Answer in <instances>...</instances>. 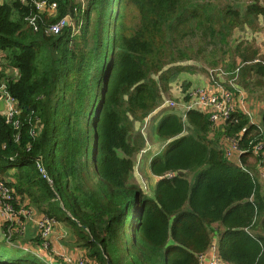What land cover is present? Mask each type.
Listing matches in <instances>:
<instances>
[{
    "label": "trees",
    "instance_id": "16d2710c",
    "mask_svg": "<svg viewBox=\"0 0 264 264\" xmlns=\"http://www.w3.org/2000/svg\"><path fill=\"white\" fill-rule=\"evenodd\" d=\"M22 1L0 4V53L19 69L8 88L21 108L18 129L0 115V176L15 170L21 200L73 226L95 264H201L214 242L224 264H264V189L250 161L264 159L254 152L264 109L260 122L242 109L224 122L248 150L239 164L209 139L208 113L189 110L185 122L168 112L151 126L168 141L150 161L154 197L134 180L147 146L136 124L181 74L204 73L217 87L223 69L234 93L264 91V52L234 41L237 28L260 32L264 0H48L57 14L39 31L25 20L34 3ZM66 14L72 26L46 33ZM0 264L48 263L3 238Z\"/></svg>",
    "mask_w": 264,
    "mask_h": 264
},
{
    "label": "built area",
    "instance_id": "2783aa9c",
    "mask_svg": "<svg viewBox=\"0 0 264 264\" xmlns=\"http://www.w3.org/2000/svg\"><path fill=\"white\" fill-rule=\"evenodd\" d=\"M25 4L26 1L23 0ZM35 6V13L26 16L25 20L32 27L34 31L41 29V22L45 17H54L57 14L56 3L49 2L48 0H32ZM73 18L70 14H66L56 21L49 22L45 27V31L48 34L59 35L66 27L72 26ZM264 52V51H263ZM2 54L0 53V115L6 118L8 124L13 125L15 129H18L20 122L18 116L21 113L19 107V101L11 94L8 88L9 80H17L19 78V69L12 67H5L3 64ZM217 76H219L220 84L217 85L216 92H212L206 88L198 87L190 90L186 93L189 97L188 101L181 103L187 104V110H199L210 115L212 122H225L230 118L231 114L236 110L242 109L248 113L246 109V91L242 88L238 89L237 93L225 88L221 82L225 80V76L228 73L223 69H218ZM214 73V72H213ZM213 79V77H212ZM180 102L168 99L161 107L177 108ZM160 107V108H161ZM250 114V113H249ZM35 134V130L32 131ZM248 150H242L238 141L230 139L229 145L225 148V156L228 159L239 157ZM255 154L262 155L264 157V143H259L254 147ZM44 176L45 170L38 165ZM264 168V165H262ZM174 173L168 174V176H174ZM264 176V175H263ZM49 182L52 183L51 179L48 178ZM15 195L13 191L3 182H0V212L4 216L8 223V231L4 234V239L8 243L13 245H19L15 243L13 238V223H16V219L19 218V213L15 209ZM54 220L50 217H43L39 222L40 237L44 242V248H49L50 244L47 242L49 236L53 230ZM24 224L18 223L17 232H23ZM25 250L30 251L26 246H23ZM35 254L38 255L36 252ZM201 264H224L217 256L212 258H206L204 254L200 256ZM67 263H73L70 257L66 259ZM51 264V263H50ZM77 264H85L83 260H80Z\"/></svg>",
    "mask_w": 264,
    "mask_h": 264
},
{
    "label": "crops",
    "instance_id": "0c3cea01",
    "mask_svg": "<svg viewBox=\"0 0 264 264\" xmlns=\"http://www.w3.org/2000/svg\"><path fill=\"white\" fill-rule=\"evenodd\" d=\"M7 0H0V4L5 2ZM261 30L260 32L264 29V20L261 19ZM264 31V30H263ZM262 51H264V48H261ZM207 88L208 90L212 92H216L217 87L213 86L208 78L207 75L199 72L196 74H190V73H183L181 74L178 79L172 83L171 89L169 93L164 96V102L168 99L175 100L177 102H180L179 106L176 109L175 112H177L182 119L187 122L186 117H187V104H183L181 102L183 101H188L189 97L186 93H188L190 90H193L194 88ZM250 101V102H249ZM255 103L253 100H249L248 96V103L246 104V109L248 113H251L253 116V121L254 122H260L259 116L256 115L257 108L255 107ZM263 107V106H262ZM264 109V108H263ZM192 110V109H191ZM167 112L160 113L154 120V123H158L161 119L160 117H164ZM160 119V120H159ZM150 121V120H149ZM137 128V126H136ZM138 129V128H137ZM209 139L212 140H217L218 139V144L225 151V148L229 145L230 139L225 135L224 131V122H212V131L209 135ZM168 141L162 140L160 144L155 145L154 147L148 146L145 147L142 151L145 153L148 152L147 155L143 156V162L141 163V169H143V173L149 178V185H150V192L146 191L145 188H143V184L139 181V185L141 186V189L145 194H147L149 197H154L155 192L153 191V188L155 190L157 182L159 180V177L154 175L151 170H150V161L154 156L162 152V150L165 148L167 145ZM140 155V153L137 155ZM241 156V155H240ZM240 156L234 157L230 159L231 161L235 163H240ZM136 158V161H137ZM252 163L255 164L257 174L259 181L261 183H264V168L262 166V163L264 162L263 160H260V166L258 164L259 161H257L255 158H252L250 160ZM136 168V165H135ZM15 170L12 169L9 173H6L4 176H0L2 180L0 182L5 183L14 193L15 195V209L16 212L19 213V218L16 219V223H13V238L15 243H18L19 245H13L8 243L10 246H13L14 248L20 247L24 249L23 246H26L30 251L34 253H38L39 255L42 256V258L48 263V264H62L65 263L67 264V258L70 257L73 261L79 259V255H77L78 251V245L80 246V243L77 240L76 234L74 231L70 228V224L68 222H63V221H57L53 219L54 225H53V230L49 236V248H44V242L39 240V234H40V227L38 222L45 217L46 215L41 212L37 207L32 206L29 204V199L26 198L23 201L21 200L20 196L16 194L13 184L16 183V178L14 176ZM135 176V173H134ZM136 178V176H135ZM12 184V185H10ZM152 186V187H151ZM48 217V216H47ZM23 223L24 224V230L23 232H17L18 228V223ZM8 223L6 222L4 216L0 212V242H2L4 238V234L6 231H8ZM58 236H61L59 239ZM65 238V240H64ZM59 242H57V240ZM47 240V242H48ZM65 241V242H64ZM77 242V243H76ZM62 243V246L59 245ZM84 249L83 247H81ZM25 250V249H24ZM87 255V252H86ZM206 258H212L214 256H217V251H216V244L214 242L213 246L204 254Z\"/></svg>",
    "mask_w": 264,
    "mask_h": 264
},
{
    "label": "rangeland",
    "instance_id": "374dc122",
    "mask_svg": "<svg viewBox=\"0 0 264 264\" xmlns=\"http://www.w3.org/2000/svg\"><path fill=\"white\" fill-rule=\"evenodd\" d=\"M218 4H224L225 2H227L228 0H215ZM242 4L245 5L247 4V2L251 1V0H241ZM14 18H15V14H14ZM264 30V29H263ZM261 32H254L255 30L249 29V28H237L234 34V41L236 42H240L242 40L245 41H250V42H255L257 43V45L260 46V48H264V31ZM238 44V43H237ZM204 74V73H203ZM259 90V91H258ZM246 104L248 103V96H249V100H253V102L256 104L255 107L257 108L256 111V115L259 116V114L262 113L263 108H264V91L262 88H256V91L254 95L250 94L249 91L246 89ZM250 102V101H249ZM263 106V107H262ZM176 109L173 108H169V107H161L158 108L155 112H153L149 118H147V120L143 123H137L136 126L139 130H141V132L145 135L146 139H147V146L154 147L155 145L160 144V142L162 140H159L156 138L155 134H154V129H152V125H154V120L156 119V117H158L157 115L160 113H164V112H170V111H175ZM162 117H160V119H162ZM159 119V120H160ZM258 119L261 120V115L258 117ZM150 120V121H149ZM157 124V123H156ZM148 152L145 151V153L143 152V154L140 153V155L137 158L136 161V168H135V176L136 178H134V180L137 182H141L143 184V188H145L146 191L150 192V185H149V178L143 173V169H141V163L143 162L142 157L147 155ZM263 185V189H264V183H262ZM152 187V186H151ZM153 191L155 192L154 188ZM72 230H75L73 226L70 227ZM61 236H58L59 239ZM42 240V239H41ZM57 240V239H56ZM65 240V238H64ZM50 240H48L49 242ZM57 242H59L57 240ZM65 242V241H64ZM77 243V242H76ZM59 245L62 246V243H60ZM13 247V246H11ZM77 255H79V259H77L75 262L73 263H67V264H77L80 260H83L85 264H95L93 261H91L87 255H86V251L85 249H82L81 246L78 245V251H77ZM39 255V254H38ZM40 257H42L41 255H39Z\"/></svg>",
    "mask_w": 264,
    "mask_h": 264
}]
</instances>
